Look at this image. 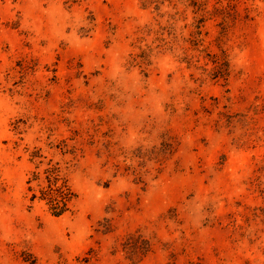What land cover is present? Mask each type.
I'll use <instances>...</instances> for the list:
<instances>
[{
    "label": "rangeland",
    "instance_id": "rangeland-1",
    "mask_svg": "<svg viewBox=\"0 0 264 264\" xmlns=\"http://www.w3.org/2000/svg\"><path fill=\"white\" fill-rule=\"evenodd\" d=\"M244 5L193 48L167 5L0 0V264H264V0ZM35 149L76 193L59 217L29 201Z\"/></svg>",
    "mask_w": 264,
    "mask_h": 264
},
{
    "label": "trees",
    "instance_id": "trees-1",
    "mask_svg": "<svg viewBox=\"0 0 264 264\" xmlns=\"http://www.w3.org/2000/svg\"><path fill=\"white\" fill-rule=\"evenodd\" d=\"M242 0H214L212 6L208 8L210 4L209 0H140L143 8H152L156 11L158 16L162 18L164 14L160 13L161 7L167 5L174 12L168 14V26L162 28L166 30L169 36L175 34L174 23L181 19L187 20L185 12L190 11L191 22L184 24V28H190L188 35L190 39L187 41L196 48L201 43V29L204 27L206 21L217 20L216 25L219 27V35L221 37L234 27L237 23H247L253 19L251 16L252 9L247 5L239 9V4ZM182 6V12L177 10V6ZM172 21V22H171ZM176 41V36H172ZM186 41V40H183ZM213 67L210 70V78L218 81L219 79L227 81L228 78V60L225 52L220 49L219 53L207 54ZM147 52L142 51L140 55H131L132 62H136L139 58L143 61L146 60ZM186 58V57H185ZM192 58H186L188 65L192 63ZM139 65V66H141ZM75 140V137L70 138ZM162 145V144H161ZM55 148L59 151L62 157L68 155L70 160H75L82 153L80 147L77 146L76 141L73 144L68 145L66 141H61ZM170 152V149L163 151L158 150L157 154H166ZM138 158H144V154L140 152L135 155ZM40 153V149H35L30 154V159L35 163L34 169L29 173L26 179V190L29 193V201L31 203L38 201L44 202L47 210L52 216L59 217L71 211L74 200L76 199V193L71 189L67 174L62 170L58 162H54L52 159H48L45 163ZM138 182L141 174L136 171H131ZM148 249H146L147 251Z\"/></svg>",
    "mask_w": 264,
    "mask_h": 264
}]
</instances>
